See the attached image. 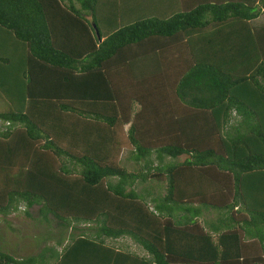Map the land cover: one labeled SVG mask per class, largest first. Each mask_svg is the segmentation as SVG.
<instances>
[{
    "label": "trees",
    "instance_id": "obj_1",
    "mask_svg": "<svg viewBox=\"0 0 264 264\" xmlns=\"http://www.w3.org/2000/svg\"><path fill=\"white\" fill-rule=\"evenodd\" d=\"M1 104L2 220L68 232L0 264H264V0H0Z\"/></svg>",
    "mask_w": 264,
    "mask_h": 264
},
{
    "label": "rangeland",
    "instance_id": "obj_2",
    "mask_svg": "<svg viewBox=\"0 0 264 264\" xmlns=\"http://www.w3.org/2000/svg\"><path fill=\"white\" fill-rule=\"evenodd\" d=\"M263 18L253 21V25H258ZM4 108L3 104L0 109ZM123 153V157H126ZM124 159V158H123ZM183 159V156L179 158ZM130 170L138 169L135 163H127ZM154 184V182H152ZM152 184V185H153ZM140 186H145L142 184ZM138 186V188L140 187ZM149 205H151L149 203ZM25 211L29 213V217L25 215ZM213 212L205 213L206 217H213ZM37 206L27 208L25 204L19 203L17 210L6 217V221L0 216V248L2 251L16 257H25L37 253L44 245H53L61 236L64 237L63 244L67 242V230L61 229L56 225L55 219L48 217L47 222L38 221ZM107 243L115 247L129 249L132 252L142 255L143 251L134 244L129 238H119L117 240H107ZM56 247V246H55ZM61 247H58L60 250Z\"/></svg>",
    "mask_w": 264,
    "mask_h": 264
},
{
    "label": "water",
    "instance_id": "obj_3",
    "mask_svg": "<svg viewBox=\"0 0 264 264\" xmlns=\"http://www.w3.org/2000/svg\"><path fill=\"white\" fill-rule=\"evenodd\" d=\"M91 25L94 28V31H95L96 36L99 38V33H98V30H97L95 24L93 22H91Z\"/></svg>",
    "mask_w": 264,
    "mask_h": 264
},
{
    "label": "crops",
    "instance_id": "obj_4",
    "mask_svg": "<svg viewBox=\"0 0 264 264\" xmlns=\"http://www.w3.org/2000/svg\"><path fill=\"white\" fill-rule=\"evenodd\" d=\"M92 264H95V262L91 261Z\"/></svg>",
    "mask_w": 264,
    "mask_h": 264
}]
</instances>
